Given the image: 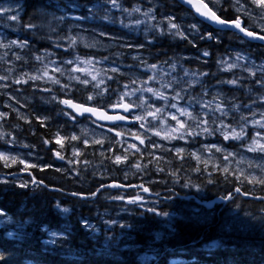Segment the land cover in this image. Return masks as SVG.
I'll return each mask as SVG.
<instances>
[{
	"label": "trees",
	"instance_id": "16d2710c",
	"mask_svg": "<svg viewBox=\"0 0 264 264\" xmlns=\"http://www.w3.org/2000/svg\"><path fill=\"white\" fill-rule=\"evenodd\" d=\"M151 1L115 0V4L121 10L137 6L145 11L152 9L155 16L167 15L173 20L187 13L175 0H153L154 4ZM99 2L20 0L23 17L18 29L23 39L14 52L21 53L18 63L24 72L38 67L34 59L42 53H51L59 61L77 55L91 56V59L103 57L104 60L111 57L115 49L110 53L85 49L73 43L70 40L72 35L66 31L67 17L74 13L86 18L87 26L96 31L128 37L127 30L119 33L111 26L119 23L117 19H125L123 13L119 16L117 12L118 16H113L106 23L98 12L104 7L99 6L97 12L90 14L96 11L91 10ZM218 15L227 22L243 20L244 26L259 32L234 11L228 0H221ZM69 22L71 29L74 25L71 20ZM34 32L35 36H32ZM144 35L147 37V33ZM149 38L147 46L159 43L152 49H144L152 56L149 61L153 64L169 67L173 61L178 63V68L191 69L201 75L204 74L203 69L208 70L207 76L201 77L199 88L186 86L178 79L175 87L178 95L180 90L196 93L219 84L230 97H236L238 102L246 105L254 100L255 93L264 91V70L238 77L233 75L236 71L227 72L221 68L222 60L227 57H233L239 64L246 61L264 64V46L260 43L243 42L234 33L217 31L206 23L195 27L193 33H183V36L172 37L152 31ZM135 39L139 45L138 37ZM205 52L208 55H204ZM117 76L110 80L108 91L101 97H91V92H82L73 95V100L106 108L107 104L101 102L120 99L118 94L115 95L118 86H129L120 77L124 75ZM230 82L235 85H228ZM13 88L31 92L30 81L17 85L9 80L0 85V91ZM57 95L61 97L60 92ZM34 99L36 102H28L18 117L11 109L0 106V150L29 151L25 159L30 165H35L27 168L31 175H23V183H17L15 177L19 166L0 162V264H264L263 201L232 195L231 201L216 205L211 211L202 209L198 214L195 209L200 207L193 199H179L180 195L201 192L200 199L209 200L232 193L236 188L247 195L264 196V186L251 191L230 173L223 174L218 170L207 176L203 170H191L196 162L189 152H169L146 175L152 174L153 178L163 181L150 184V192L161 193L166 198L174 194L172 200L161 201L154 208L143 202L122 203L118 207L111 202L107 204L100 197L93 202L74 199L64 193L65 190L73 189L71 184L77 180L91 184L96 177L91 169L88 172L80 170L74 174L75 180H70V172L60 170V165L51 157L52 150L59 147L55 139L65 143L69 138L73 115L60 102L39 101L37 96ZM143 148L144 156L149 151ZM143 160L147 159L143 157ZM33 179L39 183H33ZM189 181L193 182L192 187L186 185ZM24 183L28 186L21 187ZM194 185L199 189H194ZM95 189L85 193L93 194ZM146 199L150 201L148 197Z\"/></svg>",
	"mask_w": 264,
	"mask_h": 264
},
{
	"label": "rangeland",
	"instance_id": "374dc122",
	"mask_svg": "<svg viewBox=\"0 0 264 264\" xmlns=\"http://www.w3.org/2000/svg\"><path fill=\"white\" fill-rule=\"evenodd\" d=\"M203 1L211 9L219 10L221 0ZM228 1L234 10L242 15L243 19H247L252 27L259 31L257 34L264 35V7L254 3L253 0ZM12 5L14 4L9 1H0V18L5 19L0 22V36H5L2 33L4 30L13 31L14 25L8 22V17L16 16V13L12 14L13 16L10 15V12L13 11L11 9L15 8ZM105 5L98 3L91 11L97 10L99 6L102 8L105 6L112 12H118L119 16L122 13L126 15L127 18L124 20L127 21L117 19L119 23L111 24V26L119 33H124L127 30L128 37L121 38L107 35L106 31L99 33L90 30L93 28L83 24L87 19L74 13L68 15L67 18L72 21L71 24L75 28L74 34L70 37L73 43H78L85 49L108 53L115 49L111 57L106 60L103 57L91 59V56L84 58L77 55L59 61L51 53H42L34 59L38 67L24 72V68H21L22 66L18 63L21 53L14 52V48L11 46V43L14 42L12 40L7 42V38L0 37V77H3L0 79L1 84L5 81L9 82V80L17 85L19 84L17 81H30L31 87L29 93L18 88H13L11 91L1 90L0 106L11 109L18 114V117L28 102L29 104L36 102L34 96H37L39 101H49L52 104H56L62 99H71L73 95L82 92H92V95L99 98L108 91L109 82L113 77L124 75V77H120L129 86L126 88H123L122 85L118 86L119 89L115 95L118 94L120 99L112 100L110 103H108L109 101L101 103L107 104L106 109L116 108L123 101L125 102V99H132L130 102H134L137 106V112L132 115L135 120L132 122H136L134 123L135 129L121 125L110 128L94 122L91 124L82 122L78 130L70 135V139H67L65 143H59V147L64 149L65 155L61 151L57 152L59 157L67 160L65 165H70V177H73V174H78L80 170L88 172L91 169L93 175L99 179L109 180L115 176H121L125 181L126 178L137 179L142 175L147 183L154 184L155 180L147 178V171L152 167L155 169L159 160L169 152L177 153L178 150H181L179 152L183 153L189 152L191 149L189 153L196 162L191 170L196 169L198 172L203 170L207 176L216 173L217 170L223 174L230 173L232 178L234 177L242 186L248 187L251 191L259 190L260 186H264V183H260V181H264V151L260 150V146L264 145V127L261 126L264 125V91L260 90L255 93L254 100L246 105L238 102L236 97H230L219 84L207 88L209 95L198 96L195 104L183 99L175 92L178 79H181L185 85L187 84L186 86L199 88L203 75L191 69L181 68V66L178 68L177 62H170L169 67L150 62L149 59L151 60L152 56L145 53L142 48L147 51L159 43L147 46L145 41L149 43L151 39L147 40L144 34L147 33L148 36L154 30H158L159 34L167 31L173 36H179L181 32L186 33V30L188 33H193V26L197 24L195 17L190 13H184L179 19L173 20L167 15L154 16L153 10L145 11L140 6L129 11L121 10L111 0ZM103 18L106 19L104 23L109 19L106 16ZM69 21L68 25H70ZM172 24L178 27L173 28ZM133 25H136L137 28L133 29ZM35 28L37 29V26ZM31 35L35 36V32ZM133 37L134 39H132ZM136 37L139 42L144 40L141 46L135 43ZM10 46L11 50L8 51L7 48ZM222 64L221 68L224 71H236L233 75L238 77H245V73L254 75L264 70V64L248 63L247 61L239 64L233 57L223 59ZM92 76H95L96 79L93 80ZM32 77H37V79H32ZM53 80H58L59 83H53ZM133 85H136L137 88H134ZM228 85L234 86L235 84L230 82ZM148 88L162 93L167 97V100L158 98L152 92L147 91ZM262 88L264 89V84H262ZM204 91L203 93H205ZM57 92L64 95L59 97ZM125 93L128 95H124ZM172 104H176L177 107L173 108ZM157 108L161 109L158 113L156 112ZM178 109L191 113L194 119H190L187 115H181ZM150 112L155 114V118L153 115H149ZM129 117L130 115L127 113L126 118ZM137 117H141V119H137ZM233 132L239 133L240 138H233ZM112 135L117 137L116 145L118 147H114L112 150L99 147L98 144L107 145ZM214 139L217 142H209H213ZM233 140L235 142L231 143ZM76 143H80L83 147L88 145L95 146V148L83 150ZM143 147L149 151L144 156L142 154ZM23 148L27 147L23 145ZM28 152L22 149L0 150V154L3 156L15 158L14 163L11 159L7 161L0 159V162L7 166L18 165L19 173L28 171L25 168V165H30L25 159ZM85 153H96V156H91V160H89L85 158ZM79 154L82 155L81 158H79ZM105 154L113 158L105 160ZM116 157L121 158L119 162L116 161ZM143 157L147 160L144 161ZM29 160L32 162L31 158ZM59 169L63 170L61 166ZM95 169L96 173L93 172ZM154 173L158 174V171H154ZM22 179V176H17L15 182L23 183ZM186 185L192 187L193 182L189 181ZM194 187V189H199L197 185ZM93 189L94 187H92V191ZM68 190L73 191V189ZM262 190L264 191V188ZM88 193L90 192L85 194ZM245 217L250 216L246 215Z\"/></svg>",
	"mask_w": 264,
	"mask_h": 264
},
{
	"label": "flooded vegetation",
	"instance_id": "af4514ba",
	"mask_svg": "<svg viewBox=\"0 0 264 264\" xmlns=\"http://www.w3.org/2000/svg\"><path fill=\"white\" fill-rule=\"evenodd\" d=\"M0 1H9L11 3H13V2L15 3V4L13 3L14 4L13 6H15V8L11 9L14 11L10 12V15L13 16L12 14L16 13V11H17L16 5L19 4L20 0H14V1L13 0H0ZM22 17H23V13L18 15L19 21L16 19H11V17H8V22L11 23L12 25H14V28L20 27L19 24H21ZM3 20H5V19L0 18V21H3ZM0 27H1V25H0ZM5 31H8V30H5ZM9 32H13L17 36L16 39L20 36L17 30L15 32L14 31H9ZM13 39H15V38H13ZM205 58H208V57L205 56ZM204 71H205V75H207L208 70L205 69ZM204 92H205L204 94H208L207 93L208 89H205ZM198 95L199 94H197L196 96H198ZM199 97H201V96H199ZM108 109H110V108H108ZM82 122H86V121L84 119L76 120L73 117L70 118V135L73 134L74 131L78 130V127L80 126V124ZM70 135H69L68 139H70ZM55 141L58 142L59 139L56 138ZM76 144L78 146H80L83 150L85 148H86V150L87 149L89 150L90 148H93V147L95 148V146L91 147V146L86 145L85 147H83L80 143H76ZM98 145H99V147H103L106 150H107V148L109 150H112V149H114V147H118L116 145V141H114L113 139H111L107 145H102V144H98ZM58 151H61L65 155L64 149L57 147V150H52V153H51L52 159L55 162H57L58 164H60V166H62L61 169H63V172H66V173L70 172V165H68V166L65 165V164H67L66 163L67 160L63 159L64 160L63 161L62 159H60V157H56V155L58 154L57 153ZM100 151L102 152V149ZM93 155L96 156V153H94V154L85 153V158H88L89 160H91V156H93ZM104 156H105V160L113 158L107 154H105ZM81 157H82V155L79 156V158H81ZM93 172L96 173V169ZM98 174H100V173H98ZM102 174H104V173H102ZM93 176L96 177V175H93ZM147 178H151V179L155 180L154 182H156L157 184L163 182L160 179L153 178L152 174H149V175L147 174ZM70 180H75L74 174H73V177H70ZM158 180H160L161 182ZM112 182H118L119 184L123 185L125 187V189L124 190H114V191L110 190V188L108 186ZM150 184L151 183L146 182V179L142 178V175L138 176L137 179L126 178L125 181H123V178L121 176H115V178H111L109 180H105L103 178L99 179L98 177H96V180L92 181L91 184H89V182L87 184H83L82 182L77 180V182H75L74 184H71V186L73 187V191L70 192V191L65 190L64 193L69 194L73 198L75 197L74 199L77 198L81 201H88V202H93L95 199L100 197L101 199L106 200L107 204L111 202V203L116 204L118 207L120 205H122V203L123 204H141L143 202L144 204L151 205L152 207L155 208L158 203H161V201L172 200L174 198V196H173L174 194H172L170 197L166 198V197H162L161 193L155 194L153 192H151L153 194V196H146V194L148 193V191L150 189L149 188ZM92 187H96L94 193L93 194H91V193L85 194V192L90 191L92 189ZM144 189H148V191H144ZM82 190L85 192H83ZM60 191L63 192L62 190H60ZM170 191H174V190H170ZM72 193L73 194L75 193V195H73ZM116 197H121V198L117 199ZM146 197H148L150 199V201H147ZM130 201H135V202H130ZM167 202H169V201H167ZM124 207L126 208V205Z\"/></svg>",
	"mask_w": 264,
	"mask_h": 264
},
{
	"label": "water",
	"instance_id": "95a60500",
	"mask_svg": "<svg viewBox=\"0 0 264 264\" xmlns=\"http://www.w3.org/2000/svg\"><path fill=\"white\" fill-rule=\"evenodd\" d=\"M177 3H179L181 6L186 8L187 10L191 11L194 13L195 17L199 19L200 21H205L207 23H211L216 30L220 31H231L239 35L241 38L244 40L250 42V43H261L264 45V39H261L260 35H257L251 31H240L239 28L235 27V22L228 23L225 22L224 24L218 23L216 20H213L210 18L211 13H215L211 9L208 8V6L202 1V0H175ZM197 8L200 9V11H197ZM204 13V14H202ZM215 16L218 18V16L215 13ZM209 17L210 20H213L212 22L207 19ZM220 19V18H219ZM221 20V19H220ZM240 27L243 28L242 26V21H240ZM244 29V28H243ZM246 32H251L252 36L246 35ZM64 101H70L74 105L80 106L81 110L74 109L73 107H70L68 104L64 103L66 105V108L70 111H72L76 116L81 117V116H88L92 118L95 122L102 124V125H107V126H114V125H127L130 126L131 124H134L135 122L130 121V119L126 118V114L132 109L131 107L128 106V110L126 111L124 108V105H127L126 103H122L121 105L117 106L116 108L111 109L109 112H106L103 109L99 108H93V107H88L84 105H79L71 100H64ZM87 108V109H95V113L91 111H82V109ZM104 117H111L112 119H106ZM119 117H123L124 119H119ZM29 174V172L25 173ZM112 189H117V188H123V187H117L115 184L111 185ZM236 194H241L240 191H235ZM248 199H258L252 196H246ZM229 200V198L224 199L223 197H215L212 200L204 201L202 204L207 210H211L215 204L219 205L222 203H225Z\"/></svg>",
	"mask_w": 264,
	"mask_h": 264
},
{
	"label": "snow or ice",
	"instance_id": "6c2138e0",
	"mask_svg": "<svg viewBox=\"0 0 264 264\" xmlns=\"http://www.w3.org/2000/svg\"><path fill=\"white\" fill-rule=\"evenodd\" d=\"M253 2H254V3H257V4H258L259 6H261V7H264V0H253ZM113 3H115V0H113ZM197 11H200V9L197 8ZM202 14H204V13H202ZM210 18L213 19V20H216V21H217L218 23H220V24H224V23H225V21L220 20L219 18H217V17L215 16V13H211V14H210ZM11 19H17V17H16V16H13V17H11ZM170 20H171V18H170ZM171 27H173V28H177L178 26L175 25V24H172ZM193 27H195V26H193ZM235 27H236V28H239L240 31H245V29H243V28L240 27V21H239V20H237V21L235 22ZM180 35L183 36L182 33H180ZM246 35H248V36H252V33H251V32H246ZM208 38L211 39L212 37L209 36ZM261 39H264V37H261ZM204 55H208V53L205 52ZM89 63H90V62H89ZM113 71H115V69H113ZM0 79H3V77H0ZM32 79H37V77H32ZM92 79L95 80L96 77H95V76H92ZM17 82H20V81H17ZM52 82H53V83H59L58 80H53ZM97 86H98V85H97ZM147 91L152 92V93H153L154 95H156L158 98H161V99H165V100H167V97H165L162 93L156 92V91H154V90L151 89V88H148ZM124 95H128V93H125ZM177 95H178V94H177ZM89 99H91V97H89ZM121 99H123V97H121ZM174 99H175V97H174ZM64 103L68 104L70 107H73L74 109H77L78 111L81 110L80 106H78V105H74V104H72L70 101H64ZM171 106H172L173 108H176V107H177L176 104H172ZM124 108H125V110L127 111V110H128V105H124ZM217 108L219 109V106H217ZM82 111H91V112L95 113L96 110H95V109H87V108H84V109H82ZM160 111H161V109H159V108L156 109V112H157V113L160 112ZM178 111H180V114H181V115H187V116H189L190 119H194V117L191 116V113H188L186 110H180V109H178ZM149 115H153L154 118H155V114H154V113H151V112H150ZM104 118H106V119H112L111 117H104ZM173 118L175 119V117H173ZM119 119H124V118H123V117H119ZM137 119H141V117H137ZM177 122L180 123L179 121H177ZM261 126L264 127V125H261ZM181 127H183L182 124H181ZM205 130H206V129H205ZM225 138L227 139V136H225ZM233 138H240V134H239V133H236V132H233ZM73 139H75V137H73ZM58 142H59V141H58ZM45 143H47V141H45ZM141 143H143V141H141ZM254 143H256V142L254 141ZM218 150H219V149H218ZM250 150H255V149H250ZM260 150H261V151H264V145H261V146H260ZM178 151H181V150H178ZM60 158L63 159V157H60ZM0 159H4L5 161H7L8 159H11L13 163L15 162V158H14V157H13V158H9V157H5V156H3L2 154H0ZM120 159H121L120 157H116V161H117V162H119ZM21 163H23V161H21ZM30 167H35V165H25V168H26V169H27V168H30ZM29 174H30V173H29ZM33 183H39V182H38V181H35V179H33ZM260 183H264V181H260ZM27 186H28L27 183H24V184L21 185V187H27ZM116 186L119 187V185H116ZM144 191H148V189H144ZM237 191H239V189H237ZM73 195H75V193H74ZM116 198H117V199H120L121 197H116ZM130 202H135V201H130ZM65 211H67V210H65Z\"/></svg>",
	"mask_w": 264,
	"mask_h": 264
},
{
	"label": "bare ground",
	"instance_id": "6f19581e",
	"mask_svg": "<svg viewBox=\"0 0 264 264\" xmlns=\"http://www.w3.org/2000/svg\"><path fill=\"white\" fill-rule=\"evenodd\" d=\"M14 1V0H13ZM148 1H150V0H148ZM151 2H153V4L154 3H156V2H154L153 0L151 1ZM150 2V3H151ZM14 3V2H13ZM149 2H148V4H150ZM221 3V2H220ZM229 3H230V1H229ZM15 4V3H14ZM47 4V3H46ZM152 3L150 4V5H153ZM12 7H13V5H12ZM234 9V8H233ZM152 10V9H151ZM14 11V10H13ZM235 11V10H234ZM236 12V11H235ZM16 13H17V11H16ZM240 14V13H239ZM197 22V21H196ZM197 24H198V22H197ZM196 24V25H197ZM196 25H195V27H196ZM67 26V28H66V31L68 32V31H70V25H66ZM143 27V26H142ZM195 27H194V29H195ZM245 30H247V31H251V32H253V33H255V34H257L256 32H254V31H252L248 26H245V28H244ZM154 31H157L158 33H159V31L158 30H154ZM21 32V31H20ZM46 34V33H45ZM235 35H237L236 33H235ZM257 35H260V36H263L264 37V35H262V34H257ZM116 36V35H115ZM240 39H241V41H243V42H247V43H250V42H248V41H246V40H244L243 38H241L239 35H237ZM37 38H38V36H37ZM147 38V37H146ZM148 40V39H147ZM148 44V43H147ZM252 44H255V43H252ZM261 44V43H260ZM263 45V44H262ZM264 46V45H263ZM140 51V50H139ZM147 53V52H146ZM180 61H182V60H180ZM171 62H173V61H171ZM91 97H97L96 95H92V92H91ZM25 97V96H24ZM118 100V99H117ZM123 103H126L129 107H131L132 109H131V111H129L128 112V114L130 115V117H129V119H130V121H135L134 120V117L132 116L134 113H136L137 112V106L135 105V103L133 104L132 102H130V101H128V100H125V102L123 101ZM134 124H131L130 125V128H133L132 126H133ZM210 143H214V142H217V140L216 139H214V141L213 142H211V141H209ZM72 146V145H71ZM88 150V149H87ZM40 156V155H39ZM46 160V159H45ZM60 167V166H59ZM62 167V166H61ZM66 167V166H65ZM72 191V190H71ZM83 191V190H82ZM83 192H85V191H83ZM73 194V193H72ZM83 194V193H82ZM67 195V194H66ZM75 198V197H74ZM59 202V201H58Z\"/></svg>",
	"mask_w": 264,
	"mask_h": 264
}]
</instances>
